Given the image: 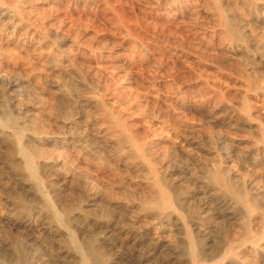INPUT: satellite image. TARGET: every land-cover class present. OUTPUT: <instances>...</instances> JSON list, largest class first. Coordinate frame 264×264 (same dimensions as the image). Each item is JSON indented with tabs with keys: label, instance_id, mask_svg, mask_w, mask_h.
<instances>
[{
	"label": "rangeland",
	"instance_id": "rangeland-1",
	"mask_svg": "<svg viewBox=\"0 0 264 264\" xmlns=\"http://www.w3.org/2000/svg\"><path fill=\"white\" fill-rule=\"evenodd\" d=\"M263 229L264 0H0V264H264Z\"/></svg>",
	"mask_w": 264,
	"mask_h": 264
},
{
	"label": "bare ground",
	"instance_id": "bare-ground-1",
	"mask_svg": "<svg viewBox=\"0 0 264 264\" xmlns=\"http://www.w3.org/2000/svg\"><path fill=\"white\" fill-rule=\"evenodd\" d=\"M234 7V6H233ZM107 122V121H106ZM117 122V121H116ZM245 128V127H244ZM253 129V128H252ZM20 150V151H19ZM18 151L20 152V154L23 156L26 165L30 171V174L33 176V177H36L37 174H36V170H35V163H34V155L29 153L28 151L24 150V149H19ZM218 170V169H217ZM39 175V174H38ZM197 175V174H196ZM201 176V175H200ZM38 177V176H37ZM216 179L222 184V185H226V182L223 178H221L220 176H216ZM199 182V181H198ZM193 184V183H192ZM159 185V184H158ZM160 186V185H159ZM199 186V184H198ZM207 186V185H206ZM191 187V186H190ZM196 188V187H195ZM162 190V193H164L165 195H167L168 197V193L165 189H161ZM212 190V189H211ZM215 190V188H214ZM196 196V195H195ZM207 196V195H206ZM208 199V198H207ZM215 201V200H214ZM179 202V201H178ZM168 199L166 201V204H168ZM171 204V203H170ZM182 204V202L180 203ZM210 204V203H209ZM205 205V204H204ZM220 205V204H219ZM130 207V206H129ZM222 207V206H221ZM158 208H162V207H158ZM207 208V207H206ZM222 209V208H221ZM207 210V209H206ZM211 210V209H210ZM223 210V209H222ZM209 211V210H208ZM212 211V210H211ZM214 211V210H213ZM217 211V210H216ZM169 212V211H168ZM173 215V214H172ZM55 216V215H54ZM168 216V215H167ZM222 218V217H221ZM260 221V220H259ZM258 223V222H257ZM254 225V224H253ZM255 226V225H254ZM196 227V226H195ZM260 230V229H259ZM247 231V230H246ZM156 232V231H154ZM263 237H264V229H263V232H261ZM157 234V233H156ZM161 235V234H160ZM192 235V234H191ZM161 237V236H159ZM243 238V237H242ZM262 238V237H260ZM249 240L251 242L252 245H254L253 247L257 248V247H264V246H261L259 245L257 242H256V237L255 236H252V237H249ZM262 240V239H261ZM240 241V240H239ZM78 242V241H77ZM79 243V242H78ZM159 244V243H158ZM80 245V244H79ZM161 245V244H160ZM197 246V245H196ZM252 247V246H251ZM82 248V247H81ZM250 248V247H249ZM83 250V249H82ZM154 250V249H153ZM255 250V249H254ZM84 253V252H83ZM227 253V251L225 252ZM224 253V254H225ZM218 254V253H217ZM223 255V254H222ZM207 255H202V256H199V255H196V259H195V263L194 264H210L212 258H213V255H210V256H207ZM83 258V257H82ZM83 260V259H82ZM213 263V262H212ZM216 264V263H215Z\"/></svg>",
	"mask_w": 264,
	"mask_h": 264
}]
</instances>
